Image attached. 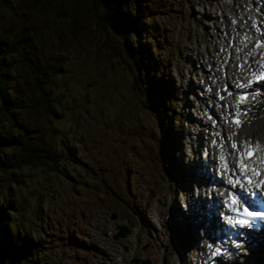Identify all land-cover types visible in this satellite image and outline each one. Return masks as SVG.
<instances>
[{"label":"rangeland","instance_id":"374dc122","mask_svg":"<svg viewBox=\"0 0 264 264\" xmlns=\"http://www.w3.org/2000/svg\"><path fill=\"white\" fill-rule=\"evenodd\" d=\"M170 1L150 23L158 31V48L151 49L156 54L154 65H149L151 70L166 66L167 93H174L173 112L181 115L173 140L179 145L174 164L179 162L180 170L169 176L155 164L159 149L154 152L142 134L152 119L134 101L130 72L103 42L113 31L97 21L90 0L0 2V53L10 76L9 112L0 107V128L22 137L25 144L0 151V207L6 213L0 222L10 227L9 234H30L48 264H127L131 257L140 259L134 264H188L186 257L199 245L193 234L200 238L201 225H194L193 231V219L178 213L184 203L198 198L189 166L193 159L201 161L205 143L193 141L194 134L199 130L195 137L200 132L197 138L202 139L214 132L207 115L213 109L218 131L224 134L223 105L233 96L224 95L223 89L233 81L225 82L220 75L219 50L234 39L229 67L236 69V39L241 40L244 29L252 30L256 0L235 10L239 0ZM227 16L238 24L242 20L239 36L233 32L239 27H229ZM23 33L28 34L27 41L21 38ZM211 53L220 77L207 62ZM223 69L229 71L228 63ZM44 93L59 97L58 103H51L53 114L41 106ZM134 125L140 126L142 139L131 135ZM31 142L34 148L28 151ZM46 153L60 156L44 157ZM75 157V162L70 160ZM110 182L116 184V198L127 199L126 204L106 194L105 183ZM183 217L189 231L181 230ZM117 225L126 226L128 233L113 239ZM183 243L191 250L184 252ZM200 252L195 249L193 259L199 264L205 260ZM261 252L258 245L237 263L264 259Z\"/></svg>","mask_w":264,"mask_h":264},{"label":"trees","instance_id":"16d2710c","mask_svg":"<svg viewBox=\"0 0 264 264\" xmlns=\"http://www.w3.org/2000/svg\"><path fill=\"white\" fill-rule=\"evenodd\" d=\"M165 1L170 0H90V3L96 11L95 16L101 26L113 31V34L105 36L103 42L115 56L119 57L120 62L130 72L134 101L142 106L145 114L152 119V124L147 126V131H143L142 134L146 136L154 152L157 148L159 149L154 155L155 164L161 174L169 176L177 171L173 151L177 150L179 145L173 140L177 134L175 123L181 121V115L173 112V105L177 103L174 93H167L169 86L164 82L166 66L156 64L153 70L149 66L150 63L154 65L153 56L156 54L153 55L151 49L157 50L158 48L155 40L158 31L152 25L150 27V23L156 12L158 13V10L164 6ZM21 38L27 41L28 34L23 33ZM9 81V67L4 64L3 55L0 53V107L8 110L7 112H9V106H7ZM58 100V96H49L48 93H44L42 101L45 106L42 104L41 106L44 111L53 114L52 107L54 106H51V103H58ZM139 128V125H134L130 133L136 136H133L134 138L142 139L138 134ZM21 138L12 137L0 128V151L13 144L22 146L24 140ZM33 148L34 143L31 142L28 151ZM31 155L33 156L32 153ZM58 155L46 153L43 156L55 158ZM76 158L70 160L75 162ZM123 180L126 183L127 173L124 174ZM118 185L121 184L118 183ZM105 188H107L105 189L106 194L112 200H116L117 203L123 201L124 204L128 202L127 199L116 198L118 191L114 182L105 183ZM5 217L4 207H0V219H5ZM0 223V264H48L42 260L37 248L38 243L33 241L30 234H9L7 231H10V227L3 224V221ZM70 238L72 240L71 235ZM56 241L60 242V239L56 238Z\"/></svg>","mask_w":264,"mask_h":264},{"label":"snow or ice","instance_id":"6c2138e0","mask_svg":"<svg viewBox=\"0 0 264 264\" xmlns=\"http://www.w3.org/2000/svg\"><path fill=\"white\" fill-rule=\"evenodd\" d=\"M236 19L232 24H237ZM245 23H247L245 21ZM256 32H261L260 26L254 21L251 25ZM235 31V29H233ZM264 35V33H261ZM228 35V34H225ZM239 36L240 33L237 32ZM243 47L236 46V59L242 60L237 67L241 71H246L247 75L237 77L232 82L233 90L229 91L228 86L224 91L228 96H236L234 105L225 104L223 107L231 111H226L225 122L231 118L236 125V131L231 135H221L220 132L214 135L220 136L219 142L213 140V144H219L221 149L220 161L223 168L224 176L221 177V183L225 186L215 200H206L201 202L200 207L195 209L202 217L201 228L204 233L202 239L206 243L204 255L207 259L202 264H218L217 258L221 257L224 252L228 251V245L231 244L239 249L243 241L234 239L242 237L245 229H251L253 222L264 220V144L259 140L253 139L250 132L247 139L237 141L233 139L239 135V129L245 125H251L254 119H260L253 114L257 104L264 103V40L256 39L253 44L252 35L248 29H245L244 35L239 41ZM252 47L244 57L239 53ZM233 47V40L230 39L226 47L221 48V54L231 55L229 49ZM259 59H256V57ZM251 58V59H250ZM223 63L227 64V58L222 57ZM220 100H225V96H219ZM211 119V117H210ZM215 125V121H213ZM228 141L231 142L230 147ZM229 156H235L236 161L229 160ZM225 193H227L225 195ZM210 205V207L208 206Z\"/></svg>","mask_w":264,"mask_h":264},{"label":"bare ground","instance_id":"6f19581e","mask_svg":"<svg viewBox=\"0 0 264 264\" xmlns=\"http://www.w3.org/2000/svg\"><path fill=\"white\" fill-rule=\"evenodd\" d=\"M253 1V0H252ZM262 7L263 8H261L260 10L262 11V12H264V4L262 5ZM232 10H233V8H232ZM253 10V9H252ZM231 11V10H230ZM249 13H250V11H249ZM252 13H254L253 11H252ZM255 15L252 17V19H251V21H252V23L255 21L258 25H260V26H263V16L262 17H259V16H257V12H255L254 13ZM225 15V14H224ZM264 15V14H263ZM247 17V15H245L244 16V18H246ZM248 19V18H247ZM243 25H245V26H247V24L246 23H244ZM239 28L237 29V30H235V31H233V32H239V29L241 28L240 26H238ZM243 28H244V26H243ZM244 32H245V29H244ZM244 32H243V35H244ZM236 38L238 37V36H235ZM257 38H259V39H261V40H264V35H262V34H259V35H257V37L255 38V41H256V39ZM236 44L238 45V46H240L241 44H239V41H238V38L236 39ZM251 59V58H250ZM238 62H240V63H242V60H238ZM230 72V71H229ZM231 74H233V75H237V72L235 71V70H232L231 71ZM229 102H231V100H229L228 101V103ZM264 108V107H263ZM251 115H255V116H257V117H262L263 116V113L261 112V111H259V112H253V114H251ZM260 119H254L253 121H252V123H251V125H248V124H245V125H243L241 128H240V130H238L239 131V135L237 136V137H235L236 139H240V140H244V139H247V135H248V133H252L253 134V138H255V140H259V141H262V140H264V124H262L263 122L262 121H259ZM224 126H225V124H223ZM225 129V128H224ZM224 130H222V132H223ZM258 133V134H257ZM223 135H226V134H223ZM229 142V141H228ZM227 142V143H228ZM263 142V141H262ZM197 161H195L194 159H193V161H192V164L189 166V173H191V174H193V165H194V163H196ZM219 189L221 188V183L219 184ZM192 202V201H191ZM199 216V214L196 212V211H193V217H194V219H196L197 217ZM201 219H202V217H201ZM179 222V221H178ZM178 222H176V223H178ZM197 222H200V220L199 221H197ZM187 225H188V221L186 220V219H183V221H182V225L180 226L181 227V230H183V227L184 228H187L188 229V231H189V227H187ZM193 225V224H192ZM193 236L195 237V231H194V234H193ZM196 236H197V234H196ZM200 236V234H198V236L197 237H199ZM195 239H197L196 237H195ZM199 240H200V242H203L204 240L202 239V237L200 236V238H199ZM255 241H256V243L258 244V245H260V247H262V254H263V256H264V236L262 237V241H257L256 239H254ZM199 246V249H201V246L202 245H198ZM203 250H205L204 249V247L202 248V251ZM243 264H264V259L263 258H261V257H259V256H257L256 258H252V259H246L245 261H244V263Z\"/></svg>","mask_w":264,"mask_h":264},{"label":"water","instance_id":"95a60500","mask_svg":"<svg viewBox=\"0 0 264 264\" xmlns=\"http://www.w3.org/2000/svg\"><path fill=\"white\" fill-rule=\"evenodd\" d=\"M116 228H117V231H116V233H114L113 235H112V238L113 239H117V238H123V236L125 235V234H127L128 233V229L126 228V226H124V225H117L116 226ZM132 261L134 262V263H136L137 262V260L136 259H132ZM140 264H145V263H143L142 261H140Z\"/></svg>","mask_w":264,"mask_h":264}]
</instances>
